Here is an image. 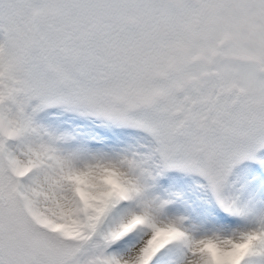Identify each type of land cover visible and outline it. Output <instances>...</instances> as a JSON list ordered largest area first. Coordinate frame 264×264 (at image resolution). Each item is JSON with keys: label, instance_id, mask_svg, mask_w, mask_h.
Returning a JSON list of instances; mask_svg holds the SVG:
<instances>
[{"label": "snow or ice", "instance_id": "1", "mask_svg": "<svg viewBox=\"0 0 264 264\" xmlns=\"http://www.w3.org/2000/svg\"><path fill=\"white\" fill-rule=\"evenodd\" d=\"M261 190L264 0H0V264H264Z\"/></svg>", "mask_w": 264, "mask_h": 264}, {"label": "rangeland", "instance_id": "2", "mask_svg": "<svg viewBox=\"0 0 264 264\" xmlns=\"http://www.w3.org/2000/svg\"><path fill=\"white\" fill-rule=\"evenodd\" d=\"M100 134L106 135L103 131H100ZM203 183L204 181L199 177L182 173L167 174V176L160 181V184L164 188H169L182 194L184 202L193 205L203 217L208 219L222 218L224 213L216 206L211 194L198 187V185Z\"/></svg>", "mask_w": 264, "mask_h": 264}, {"label": "clouds", "instance_id": "3", "mask_svg": "<svg viewBox=\"0 0 264 264\" xmlns=\"http://www.w3.org/2000/svg\"><path fill=\"white\" fill-rule=\"evenodd\" d=\"M107 183H109L110 185H112L113 188H117L118 184L115 180L114 177L109 176L107 178ZM247 247V243L240 245L238 247H236L233 252L231 254H228L227 256L223 255V254H218L215 250V248L209 246L208 251L210 252V254L214 257L215 260V264H230V261L232 260L233 257H235L236 255H239L240 253L243 252V250Z\"/></svg>", "mask_w": 264, "mask_h": 264}, {"label": "bare ground", "instance_id": "4", "mask_svg": "<svg viewBox=\"0 0 264 264\" xmlns=\"http://www.w3.org/2000/svg\"><path fill=\"white\" fill-rule=\"evenodd\" d=\"M261 194L264 195V190H261ZM208 219V218H207ZM211 219V218H210Z\"/></svg>", "mask_w": 264, "mask_h": 264}]
</instances>
